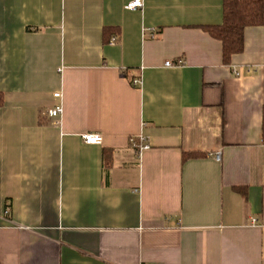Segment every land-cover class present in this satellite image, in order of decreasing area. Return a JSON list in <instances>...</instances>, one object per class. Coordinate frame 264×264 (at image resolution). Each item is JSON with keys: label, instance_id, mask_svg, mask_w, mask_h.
<instances>
[{"label": "crops", "instance_id": "0c3cea01", "mask_svg": "<svg viewBox=\"0 0 264 264\" xmlns=\"http://www.w3.org/2000/svg\"><path fill=\"white\" fill-rule=\"evenodd\" d=\"M134 1L0 0V264H264V25Z\"/></svg>", "mask_w": 264, "mask_h": 264}, {"label": "trees", "instance_id": "16d2710c", "mask_svg": "<svg viewBox=\"0 0 264 264\" xmlns=\"http://www.w3.org/2000/svg\"><path fill=\"white\" fill-rule=\"evenodd\" d=\"M262 25H264V0H224L222 24L205 26L203 29L212 38L221 42L223 63L230 65L233 56L243 53L245 49V29ZM113 33V30L105 29L104 37L106 41ZM2 104L3 98L0 94V106ZM199 156H201L199 153H186L183 158L186 160ZM107 165L109 166V163ZM239 190L241 191V189Z\"/></svg>", "mask_w": 264, "mask_h": 264}, {"label": "built area", "instance_id": "2783aa9c", "mask_svg": "<svg viewBox=\"0 0 264 264\" xmlns=\"http://www.w3.org/2000/svg\"><path fill=\"white\" fill-rule=\"evenodd\" d=\"M143 7V2L142 0H135L134 2L130 3L129 5L126 6L127 9H130V10H135L137 8H142ZM152 37L155 36V33L156 31L155 30H151L150 31ZM117 41H118V37H113L111 39V42L110 44L111 45H116L117 44ZM183 65V60H178L176 63H172V62H167L166 63V66L168 67H172V66H181ZM235 75L236 76H240L241 74L239 72H236L234 71ZM133 85L134 86H139L140 85V79H137V80H134L133 81ZM55 97H61V94L60 93H56L55 94ZM62 113H63V108L61 106L59 107H56L52 110H49L48 114L50 117L56 119V124L57 125H60L61 123V116H62ZM83 140L86 144H89V145H101L103 143V138L100 134H85L83 135ZM136 141L133 139L131 140V145L132 146H136ZM147 145H143L141 149H147Z\"/></svg>", "mask_w": 264, "mask_h": 264}]
</instances>
